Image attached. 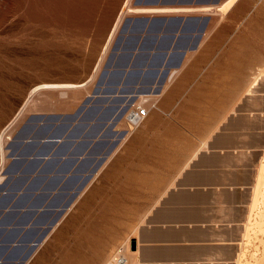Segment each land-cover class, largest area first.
<instances>
[{"label": "rangeland", "instance_id": "obj_1", "mask_svg": "<svg viewBox=\"0 0 264 264\" xmlns=\"http://www.w3.org/2000/svg\"><path fill=\"white\" fill-rule=\"evenodd\" d=\"M124 2L125 0H0V131L15 116L22 103L26 100V95L31 87L44 82H83L90 78L89 76L94 71L115 18ZM134 2L135 0H130L129 4L135 7H149L148 5L135 4ZM256 9L258 11L255 10L244 14L237 21V27L226 30L224 34V42H227L226 44L201 43L199 50L184 60L187 62H185L186 66L190 68L189 79L201 77V79L205 80H215L214 85L218 83L216 66L220 60H218L217 54L224 46H227L226 57L237 58V62L240 63V67L228 69L225 78L227 82V91L225 93L227 98L235 94L231 90L241 80L244 90L242 96L254 95L257 93L255 91L258 90L259 97L264 99V0H258ZM193 12L190 14H203ZM222 12L223 10L218 11L216 14H204L209 15L211 19L205 34V37H207L206 40L204 39L205 41L212 40L215 35L217 36L213 27L215 21L224 18ZM173 14L130 12L123 17L121 23L126 17L136 15L157 16ZM118 30L114 34L103 61L96 70V74L85 86L62 90L41 89L31 97L28 101L29 103L25 105L26 108L24 107L25 110L22 111L14 125H12V131L10 129L11 133L9 132L8 139H6L7 156L5 163L0 168V179L4 176L2 170L11 158L9 157L7 145L11 142L16 130L30 115L43 116L37 121V126L32 130L37 133H30V136H56L65 133L74 135L83 133V135L85 134L84 136H87L89 133L97 131L99 136L106 131V133L102 134V137L105 135L103 138L106 139L109 133L114 145H116L118 133H127V113L132 107L144 105L147 108V113L149 109H155L151 111V114L154 115L156 110H159L156 107V103H171L172 96H170V91L174 85L172 83H174V79L180 73H175L170 80V72L174 69L170 70L166 80L160 86L163 90V86L166 87L167 82L170 80L162 95L159 96L158 102V95L152 91L153 88L144 93H130L124 97L122 95L114 100H112L111 96L107 99V93H94L103 63L110 52ZM234 36L239 38H233ZM242 36L254 41L249 46L257 49V53L248 52L245 49L246 44L233 43L234 40L241 39ZM233 51L237 53L236 56L229 54V52ZM250 63L252 66L247 70V65ZM212 69L216 72L213 74L205 72ZM257 76L260 78L255 79L258 78ZM255 80H258V83ZM183 84L187 88L186 82ZM101 87L103 86L101 85ZM194 87L197 88V92L191 91L190 97H188L189 93L187 91L181 94L183 103H188L187 98L190 99L189 103H212L213 100H210L209 96L216 97L220 94L217 85H215L217 92H209V86L201 82ZM246 91L248 93H245ZM49 93L52 97L47 96ZM148 93H152L150 97ZM139 94H143V96ZM96 96H103L101 98H104L105 101L93 103L96 106L90 110L86 109L92 103H85L86 106L79 111L86 99L92 100ZM139 96L143 98L140 99L138 98ZM34 104L38 106L36 109L32 107ZM111 107L115 108V116L111 123H107L104 126L100 125L98 118L102 117L103 113ZM151 114L133 128L131 132L177 130L170 124L165 127L156 124L155 118ZM115 117L124 121H120L118 126H116L114 124ZM89 120L95 122L94 126L96 128L87 124ZM194 120L192 117L188 123L192 130H202L200 125L194 123ZM125 139L116 148V153L114 152L115 155H112V158L110 157L102 165L105 156L99 163L97 168L99 170L96 175L93 173L83 183L71 201V204H73H70L62 212L58 221L46 232L42 240L32 250L30 258L23 264H103L107 260L110 249L128 242L129 234L140 221L145 208L148 206L146 200H150L151 197L147 194L149 190L124 186L122 182L113 179V172L108 170V164H137L144 162L145 158L142 155L146 153L145 150L139 151L132 148L124 153L122 145ZM103 142L105 143V140ZM47 144L46 142L38 141V137L25 142L21 146L22 151L26 154L25 158L11 164L14 168L19 167L22 169L25 172V177L29 174L25 182L29 188H33L31 189L33 196H29V201L33 200L35 203L45 199L44 194L34 192L37 187L43 185L48 188L58 183L55 177L42 175L31 177V171H38L44 167L51 168L53 166L49 161L28 157V154L38 153L43 155L47 150L52 149ZM99 145L101 147L102 144L98 141V145L95 144L94 148ZM57 148L58 150H63L65 146L59 145ZM262 162L264 163V157ZM56 164L54 168L68 165L63 162ZM19 181L15 182L16 185H18ZM77 185L78 182L76 183L73 179L68 178L63 182L62 187H64L63 190H69L68 188H73ZM260 188V192L264 193V184ZM21 200L19 199L18 201ZM49 200L54 203L62 202L61 197L54 194L49 195ZM4 201L6 199L0 197V204ZM261 205H263L264 209V200H260L258 204L256 203L254 206L256 209L248 218L245 226L246 234L244 233L242 264H257V259L262 252L261 241L264 240V231L260 230L257 224L258 213L263 210ZM8 215V212L4 213V215L0 214V220L8 219L10 217ZM35 216L37 220H46L47 217L46 214H39V211L35 212ZM10 219L14 221L17 217L11 215ZM12 231L7 229L5 231L0 230V240H2V243H0V260L2 261L5 257L11 259L23 254L21 245H11L9 240L12 236L14 237L13 241L21 238L32 240L39 233L34 232L33 234L30 233L31 231L23 233L20 231L15 235V232Z\"/></svg>", "mask_w": 264, "mask_h": 264}, {"label": "crops", "instance_id": "obj_2", "mask_svg": "<svg viewBox=\"0 0 264 264\" xmlns=\"http://www.w3.org/2000/svg\"><path fill=\"white\" fill-rule=\"evenodd\" d=\"M191 1L187 4L161 6L163 8L199 9L207 5L215 9L212 12H202L203 14H190L192 11L172 15L205 18L203 29L195 46L184 52L177 66L173 65L178 61L179 54L166 53L163 55V50L169 44L175 47L190 45L194 33L198 31L200 20L190 21L185 26L184 37L174 36L172 39H163L156 36L144 43L145 48L156 47L158 49L154 53L153 49L150 50L141 59L140 77L149 79L155 76L159 79L160 71L157 72L155 69L160 63L165 66L169 65L163 81L166 80L170 70L175 68L170 80L175 73L180 72L172 83L174 85L170 91L171 103H156L159 109L156 110L157 115L151 114V111L155 109H149L144 119L151 114L156 124H160L161 127L170 124L177 130L131 132L122 145L123 151L126 153L132 148L139 151L145 150L144 155L140 154L144 156V162L107 165L108 170L113 172V179L122 182L124 186L149 190L147 194L151 198L146 200L148 206L129 234L128 242L110 249L107 260L103 264H242L244 229L255 209L252 210L251 206L254 198L257 200L258 171L264 157V99L260 100L258 90L254 95L242 96L244 90L241 80L231 90L235 94L227 98L225 78L228 69L240 67L237 58L226 57L227 46H224L217 54L220 62L216 66L218 83L215 85L220 94L216 97L209 96L213 102L189 103L190 99L187 98L188 103H183L181 94L187 91L190 97L191 91L197 92L194 86L200 82L209 86V92H217L214 85L215 80H205L201 77L189 79L190 68L186 66L187 62L184 60L194 55L201 43L226 44L227 42H224L226 30L237 27V21L244 14L258 11L256 9L258 0H234L232 4L229 3L230 5L226 4L229 0ZM221 10H223L224 18L215 21L213 27L217 36L205 41L207 38L205 34L211 19L209 15L204 14H216ZM188 34H192V37H187ZM233 38L239 37L234 36ZM233 43L246 44L245 49L248 52H258L257 49L249 46L254 41L245 36L234 40ZM229 54L236 56L237 53L233 51ZM251 66V63L247 65V70ZM205 72L213 74L216 71L212 69ZM184 82L187 88L184 87ZM160 86L152 90L158 95L157 102L166 88L161 91ZM192 117L195 119L194 123L200 125L202 130H192L188 124ZM36 126L37 123L30 133H34L32 130ZM107 135L105 143L103 142L101 147L99 145L94 148L100 140L97 132L89 133L87 136L83 133L81 135L60 134L56 135L59 136L58 141L46 142L52 149L47 150L43 155L28 154L29 158H39L53 165L51 168L44 167L42 170L31 171V177L42 175L55 177L58 180V183L52 187L45 188L42 185L34 190L35 193H42L45 196V199L39 203L29 201V196H33L31 190L33 188H29L25 182L29 174L25 177L22 169L10 165V162L14 163L25 158L26 154L21 146L31 140L27 138L13 146V155L19 154L20 156L18 159H12L9 156L11 158L4 167L6 169L9 166L8 175L4 174L0 179L2 183L0 197H4L6 201L0 204V210L10 206L20 210L8 211V216L12 215L17 219L13 221L8 217V219H3L4 221L0 220V230H13L15 235L20 231L23 233L31 231L30 233L34 234V230L25 227L26 223L36 220L35 213L31 210L38 205L54 204L49 200V195L55 193L54 189L62 187L63 182L70 177L73 170L84 168L82 172L84 175L94 168L91 174L93 175L98 168L95 164L100 153L114 146L109 133ZM65 136L68 137L64 138ZM59 145H64L65 148L58 150ZM77 153L78 159L74 160L73 154ZM58 162L68 165L54 168ZM17 180H20L18 185L15 183ZM74 181L79 184L82 177L74 178ZM38 191L43 192L38 193ZM19 199L22 200L18 201ZM4 213L7 211L0 214L4 215ZM13 239L12 236L9 241L12 242ZM27 240L21 238L17 241ZM120 257L122 260H119Z\"/></svg>", "mask_w": 264, "mask_h": 264}, {"label": "water", "instance_id": "obj_3", "mask_svg": "<svg viewBox=\"0 0 264 264\" xmlns=\"http://www.w3.org/2000/svg\"><path fill=\"white\" fill-rule=\"evenodd\" d=\"M189 1L183 0H135V4L148 5L151 7L155 6H166L173 4H182L189 3ZM200 20V26L198 31L194 33V37L192 43L190 45H184L182 47L178 46H168L163 50V55L178 53L179 58L178 61L173 65L177 66L180 62L181 56L188 49H191L195 46L196 40L198 39L201 31L203 29L205 18L192 17V16H179V15H136L133 17H126L121 23L118 34L114 38L112 43L110 52L108 53L102 70L100 71L98 80L96 82V88L94 93L101 92L102 94H108L107 99L112 97V100L116 99L119 96H126V94L130 93H144L150 91L152 88H156L159 86L165 74L169 70V65L165 66V64L160 63L155 71H160V78H156L155 76L147 79L145 77H140V61L143 56L148 54L150 50L153 49V53L156 52L158 48H145L144 43L149 41L156 36H160L163 39H172L174 36L178 38L184 37L185 34V26L191 21L197 22ZM162 30V31H161ZM187 37H192V34H188ZM162 66V67H161ZM160 68V69H159ZM101 85L103 87H101ZM103 97V96H101ZM100 96H96L94 99H86L84 104L80 107L79 111H81L86 105L85 103H92L86 110H90L92 107H95L93 103L99 101H105L104 98ZM98 106V105H97ZM87 113V112H86ZM115 116V108H108L106 112L103 113L102 117H99L100 125H105L107 123H111L113 117ZM43 118L42 115H30L18 128L14 136L12 137L11 142L8 144L9 148V156L12 159H18L19 154L14 156L12 153V147L21 143L24 139L29 138L30 140L38 137V141L43 142H56L59 139V136H30V132L33 126L37 123L38 120ZM109 129V128H108ZM37 133V132H34ZM65 136L64 138H67ZM106 151L100 153L99 158L96 161L95 166L97 167L101 160L103 159ZM72 157L74 160L78 159V153L73 154ZM42 158V157H41ZM85 159V158H84ZM12 163L10 162V165ZM9 167V166H8ZM8 167L2 170L3 174L8 175ZM82 169V170H81ZM84 168H78L77 170H73V173L70 175L71 179L81 178L82 181L73 188H68L69 190H63L64 187H58L54 189V195H59L61 197L62 202H57L52 205H38L34 209L31 210L32 213L39 211V214H46V220H35L30 223H26V228H31L35 232H39L38 236L34 239H30L24 242L20 241H12L11 245H21L23 250V254L19 257H13L8 259V257L3 258L4 260H0L1 264H23L30 258L32 250L36 247V245L42 240L46 232L58 221L62 212L69 207L71 201L75 197L76 193L82 186V184L90 177L94 168L90 169L87 173L82 175ZM69 177V178H70ZM2 187V183L0 182V188ZM43 192V191H40ZM38 191V193H40ZM42 194V193H40ZM11 210H20L15 207H3L0 210L1 212H8Z\"/></svg>", "mask_w": 264, "mask_h": 264}, {"label": "bare ground", "instance_id": "obj_4", "mask_svg": "<svg viewBox=\"0 0 264 264\" xmlns=\"http://www.w3.org/2000/svg\"><path fill=\"white\" fill-rule=\"evenodd\" d=\"M129 1L130 0H125V2H124V4H123V6H122V8L120 9V11L118 12V15L116 16V18H115V21H114V23H113V25H112V28H111V30H110V33H109V35H108V38H107V40H106V42H105V45L103 46V49H102V52H101V55H100V58H99V60H98V62L96 63V66H95V68H94V71H93V73L91 74V76H89L90 78H88L86 81H81V82H44V83H40V84H37V85H35V86H33V87H31L30 88V90L28 91V93H27V95H26V100L24 101V103H22V106L19 108V110L17 111V113L15 114V116L12 118V120L10 121V122H8L4 127H2L3 129H1V131H0V168L3 166V164L5 163V160H6V139H8L7 137H8V135H9V132H10V129L12 128V125H14V122H16V119L18 118V116L22 113V111L23 110H25L24 109V107H25V105H27V103H29L28 101L31 99V97L36 93V92H38L39 90H41V89H60V90H62V89H70V88H78V87H83V86H85L92 78H93V76H94V74H96V70L98 69V67H99V65H101V63H102V61H103V58H104V56H105V53H106V51H107V49L109 48V45L111 44V42H112V38H113V36H114V34L117 32V30L119 29V27H120V24H121V21H122V19H123V17L126 15V14H128V13H130V12H145V13H178V12H185V13H190V12H192V11H194V12H200V13H202V12H212V11H215V9L213 10L212 9V7H208L207 5L204 7V8H199V9H197V8H174V7H169V8H163V7H135V6H132V5H130L129 4ZM234 0H229L228 1V3H226V4H229L230 2H231V4H232V2H233ZM219 4V3H218ZM221 4V3H220ZM230 5V4H229ZM228 7V6H227ZM229 8V7H228ZM226 10V9H225ZM221 13V12H220ZM223 13V12H222ZM162 38V37H161ZM149 42V41H148ZM160 44H161V42H160ZM161 47V46H160ZM175 69V68H174ZM175 72V71H174ZM171 73L172 72H170V75H169V77L170 76H172L171 75ZM260 74V73H259ZM258 74V75H259ZM255 75V74H254ZM253 75V76H254ZM258 78H255V79H259L260 77L259 76H257ZM254 80V79H253ZM261 80V79H260ZM255 81H257V83H258V80H255ZM253 83H255L254 81H253ZM251 84V83H250ZM256 84V83H255ZM254 84V85H255ZM161 85V84H160ZM159 85V86H160ZM164 85V84H163ZM260 85V84H259ZM158 86V87H159ZM251 87H252V85H250ZM157 87V88H158ZM249 87V86H248ZM156 88V89H157ZM163 88H165L164 86H163ZM83 89V88H82ZM154 90H155V88H153ZM249 89H251V88H249ZM161 90H162V88H161ZM159 91V90H158ZM155 92V91H154ZM54 93V92H53ZM56 93V92H55ZM159 93V92H158ZM67 94V93H66ZM150 94H152V93H148V95H149V97H150ZM250 94V93H249ZM140 95V94H139ZM47 96H49V97H52V95L49 93V94H47ZM140 96H143V94H141ZM138 97V98H140V99H142L141 97ZM145 96V95H144ZM137 97V96H136ZM145 97H147V96H145ZM156 97V96H155ZM157 98V97H156ZM155 98V99H156ZM139 99V100H140ZM261 99V98H260ZM251 100V99H250ZM148 101V100H147ZM44 102V101H43ZM150 102V101H149ZM152 102V101H151ZM262 102V101H261ZM33 104V103H32ZM68 104H69V102H68ZM39 105V104H38ZM62 105V104H61ZM66 105H67V103H66ZM40 106V105H39ZM32 107L33 108H37L38 106H35V104L34 105H32ZM26 108V107H25ZM32 108V109H33ZM66 108V107H65ZM27 110V109H26ZM28 110H29V108H28ZM97 110V109H96ZM129 113V112H128ZM127 113V114H128ZM92 114V113H91ZM88 115V114H87ZM131 115H132V113H129L128 114V118L129 117H131ZM259 115V114H258ZM253 117V116H252ZM67 118V117H66ZM65 118V119H66ZM119 119V118H118ZM118 119H116V117H115V120H114V124L116 125V126H118V124L120 123V121H124V120H118ZM249 119H251V118H249ZM82 120V119H81ZM80 120V121H81ZM88 120V119H87ZM86 120V121H87ZM98 120V119H97ZM85 121V120H84ZM82 122H83V120H82ZM77 123H78V121H77ZM84 124H85V122H83ZM82 123V124H83ZM94 123L95 122H93V121H88V123L87 124H89V125H91V126H93L94 128H96L95 126H94ZM123 124V123H122ZM86 125V124H85ZM84 125V126H85ZM127 125V124H126ZM98 126V125H97ZM100 126V125H99ZM98 126V127H99ZM104 126V125H103ZM15 127V126H14ZM83 127V126H82ZM89 127V126H88ZM97 127V128H98ZM101 127V126H100ZM128 127V126H127ZM126 127V128H127ZM86 128V127H85ZM89 129V128H88ZM258 129V128H257ZM82 130V129H81ZM99 130V129H98ZM101 130V129H100ZM11 131H12V129H11ZM92 131V130H91ZM89 132V131H88ZM98 132V131H97ZM105 133H106V131H104ZM103 132V133H104ZM126 132L127 133H123V132H120V133H118V137H117V141H116V145H114L113 147H111L110 149H109V151H107L106 153H105V155H104V157H105V159H104V157H103V163H102V165H104L107 161H108V159L113 155V153L115 152V150H116V148L118 147V146H120V144L122 143V141L130 134V132H131V129H130V127H128V129L126 130ZM11 133V132H10ZM86 133V132H85ZM102 133V132H101ZM102 133V134H103ZM67 134V133H66ZM102 134L101 135H99V136H101L100 137V140H99V143H103V141L105 140L103 137L105 136V135H103V137H102ZM85 135V134H84ZM99 138V137H98ZM260 140V139H259ZM255 142V141H254ZM6 143V144H5ZM261 143V142H260ZM42 144V143H41ZM47 144V143H46ZM47 145H49V144H47ZM69 145V144H68ZM98 145V144H97ZM8 146V145H7ZM259 149V148H258ZM42 151V150H41ZM101 160V161H102ZM259 165V164H258ZM253 166V165H252ZM257 166V165H256ZM245 167V166H244ZM249 167V166H248ZM256 168V167H255ZM252 169V168H251ZM99 170V169H98ZM98 170L97 171H95V174L94 175H96V173L98 172ZM249 170V169H248ZM256 170V169H255ZM257 176V175H256ZM93 179V178H92ZM251 180V179H250ZM256 180V179H255ZM262 184H264V163L263 162H261L260 163V165H259V171H258V181H257V187H256V196H257V200L254 198V200H253V203H252V206H251V209L253 210V208H254V206L256 205V203L258 204V202H260V200H264V193H261L260 191H261V188H260V186L262 185ZM263 187V186H262ZM248 191V190H247ZM250 192V191H249ZM253 192V191H252ZM260 192V193H259ZM81 193V192H80ZM244 194V193H243ZM259 200V201H258ZM258 201V202H257ZM74 202V201H73ZM73 204V203H72ZM71 204V205H72ZM238 204H239V202H238ZM262 204H263V202H262ZM263 205H261V207H262ZM259 208H260V204H259ZM222 209V208H221ZM256 209V208H255ZM254 209V210H255ZM262 209H263V207H262ZM244 210V209H243ZM225 212H226V210H225ZM257 214V213H256ZM253 217V216H252ZM258 221H257V224H258V227H259V229L260 230H263L264 231V209L263 210H260L259 211V213H258ZM222 218V217H221ZM226 219V218H225ZM239 221V220H238ZM252 221V220H251ZM241 222V221H240ZM250 223V222H249ZM252 223H253V221H252ZM242 225V224H241ZM252 227V226H251ZM256 228V227H255ZM242 229V228H241ZM245 230V229H244ZM260 233V232H259ZM246 234V233H245ZM252 234H253V232H252ZM220 235V234H219ZM256 236V235H255ZM260 236V235H259ZM261 239V238H260ZM259 239V240H260ZM249 241V240H248ZM261 241V240H260ZM219 242V241H218ZM261 243H262V252H261V255L258 257V259H257V264H264V240H262L261 241ZM254 249V248H253ZM261 249V248H260ZM220 251V250H219ZM258 251V250H257ZM232 254V253H231ZM236 256V255H235ZM255 257V256H254ZM238 258V257H237ZM255 259V258H254ZM237 262V261H236ZM241 263V262H240ZM214 264V263H213Z\"/></svg>", "mask_w": 264, "mask_h": 264}, {"label": "built area", "instance_id": "obj_5", "mask_svg": "<svg viewBox=\"0 0 264 264\" xmlns=\"http://www.w3.org/2000/svg\"><path fill=\"white\" fill-rule=\"evenodd\" d=\"M132 113L131 117L126 119V124L130 129L132 130L135 128L147 115V108L144 105H135L132 107L129 111ZM129 114V113H128ZM127 114V115H128ZM119 260H122V257L119 258Z\"/></svg>", "mask_w": 264, "mask_h": 264}]
</instances>
